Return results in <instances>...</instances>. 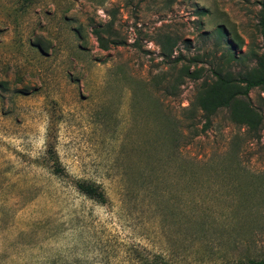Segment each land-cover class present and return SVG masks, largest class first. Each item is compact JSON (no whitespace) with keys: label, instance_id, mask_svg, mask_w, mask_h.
I'll return each instance as SVG.
<instances>
[{"label":"rangeland","instance_id":"rangeland-1","mask_svg":"<svg viewBox=\"0 0 264 264\" xmlns=\"http://www.w3.org/2000/svg\"><path fill=\"white\" fill-rule=\"evenodd\" d=\"M263 4L0 0V264L262 258L264 88L249 92L259 138L226 107L209 126L200 110L192 127L185 117L215 66L264 75ZM108 22L122 44L104 50L92 29ZM160 34L180 61L163 58Z\"/></svg>","mask_w":264,"mask_h":264},{"label":"trees","instance_id":"trees-1","mask_svg":"<svg viewBox=\"0 0 264 264\" xmlns=\"http://www.w3.org/2000/svg\"><path fill=\"white\" fill-rule=\"evenodd\" d=\"M262 10L264 13V4L262 5ZM264 16V14H263ZM93 34L98 42L100 48L107 50L110 44L120 45L122 42L116 37V33L113 30L112 24L108 22L105 27L99 25L98 27H94L92 29ZM104 33L108 35L105 36ZM219 33H223L220 29ZM176 40L173 39L171 35L160 34L158 37V43L162 49V56L168 62L173 61L174 63L180 61L182 58L173 57V47L175 46ZM183 73L187 76H191L196 78V71H189L188 69H182ZM212 73L215 77V80L209 82L207 79L203 80L201 85L199 86L196 92L195 103L192 104L191 108L187 111V116L185 120H187V126H193V120L195 116L193 115L195 110L201 111V116L206 120V125L209 126L211 116L221 107H226L230 109V117L234 122H241L247 126L246 133L250 138H259V131L263 126L262 116L259 112L250 105V96L249 92L251 89L255 87L264 88V75L259 77H249V76H233L231 73H223L222 67L217 65L212 69ZM178 79V83H179ZM233 85V91H231L230 95L227 98L217 97L214 93V89H218L222 86H230ZM175 89V85H169L165 88V92L168 94H172ZM245 99L247 101L246 104V112L243 115V119H239L236 117L237 112L235 111V103L238 100ZM238 118V119H237ZM79 191L90 197H103V192L97 185L90 181L80 180L76 183ZM143 187H145L143 183ZM196 188V186L194 187ZM197 203V202H196ZM147 264H169L164 259H157L155 261H150ZM247 264H264V256L260 259H251Z\"/></svg>","mask_w":264,"mask_h":264}]
</instances>
